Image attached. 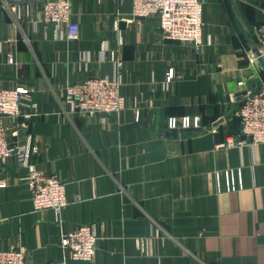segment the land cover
<instances>
[{
    "label": "crops",
    "instance_id": "1",
    "mask_svg": "<svg viewBox=\"0 0 264 264\" xmlns=\"http://www.w3.org/2000/svg\"><path fill=\"white\" fill-rule=\"evenodd\" d=\"M202 1L196 48L165 39L158 14L133 15V0H72L76 40L42 20L39 0H0V88L31 91L19 120L1 121L13 140L41 147L32 164L63 179L69 201L59 219L36 211L28 169L10 157L0 168V249L25 250L30 264L61 261L62 230L97 222L95 258L68 264H264V148L216 147L241 128L231 94L263 78L249 56L264 0ZM103 74L121 77L126 108L72 112L65 87ZM186 114L202 128L171 132L168 118ZM238 168L243 188L227 191L222 175L219 191L216 172Z\"/></svg>",
    "mask_w": 264,
    "mask_h": 264
},
{
    "label": "built area",
    "instance_id": "2",
    "mask_svg": "<svg viewBox=\"0 0 264 264\" xmlns=\"http://www.w3.org/2000/svg\"><path fill=\"white\" fill-rule=\"evenodd\" d=\"M42 4L41 18L44 22H53L64 29V36L69 40L80 38V25L72 20V0H39ZM133 15L148 17L159 15L160 28L165 39L181 40L193 44L196 48L204 41V4L202 0H133ZM258 50L264 58V24L258 28ZM258 58L252 54L250 63L258 65ZM12 60V59H10ZM122 66L117 63V69ZM175 67L169 66L166 72V83L175 76ZM240 81L239 84H244ZM122 81L119 75L103 74L85 79L65 87V98L71 106L72 112L87 117L96 115L119 114L126 108V96L123 94ZM31 97L29 88L13 86L0 88V168L8 159L15 156L17 161L28 171L23 177L26 186L32 194L34 209L41 211L52 209L58 219L69 201L66 195V184L56 174L48 173L37 168L31 162L34 154L40 152L37 144L18 142L12 139L17 131L10 132L9 127L1 119L10 118L14 122L21 116V106L25 98ZM233 101H240L238 116L241 128L239 135H231L219 142L216 147H243L245 145H262L264 148V80L260 79L256 88L251 87L247 94H231ZM37 103L32 104L36 109ZM32 112L25 114L29 119ZM139 113H137V119ZM26 126V122H22ZM168 129L181 133L190 129H201L202 122L199 115H172L168 118ZM242 171L226 169L217 171L218 190H222L221 176H225L226 190L237 191L243 188ZM6 181L0 178V187H5ZM99 224L90 222L80 224L76 229L65 232L62 230L61 243L64 258L61 261H50L48 264H68L69 260H93L95 258L100 236ZM25 250L0 249V264H30Z\"/></svg>",
    "mask_w": 264,
    "mask_h": 264
},
{
    "label": "water",
    "instance_id": "3",
    "mask_svg": "<svg viewBox=\"0 0 264 264\" xmlns=\"http://www.w3.org/2000/svg\"><path fill=\"white\" fill-rule=\"evenodd\" d=\"M136 17L140 18V17H142V16H136ZM253 52H254V55L258 58V59H257V60H258V63H260L261 70H262V72H263V74H264V58H262V57L260 56V53H259V50H258V46H256V47L254 48ZM220 121H221V120H220ZM216 136H217V135H216Z\"/></svg>",
    "mask_w": 264,
    "mask_h": 264
},
{
    "label": "trees",
    "instance_id": "4",
    "mask_svg": "<svg viewBox=\"0 0 264 264\" xmlns=\"http://www.w3.org/2000/svg\"><path fill=\"white\" fill-rule=\"evenodd\" d=\"M262 74V79L264 80V74H263V72L261 73ZM238 133H240V131L238 132ZM238 133H236V134H238ZM239 135V134H238Z\"/></svg>",
    "mask_w": 264,
    "mask_h": 264
},
{
    "label": "rangeland",
    "instance_id": "5",
    "mask_svg": "<svg viewBox=\"0 0 264 264\" xmlns=\"http://www.w3.org/2000/svg\"><path fill=\"white\" fill-rule=\"evenodd\" d=\"M239 117V116H238Z\"/></svg>",
    "mask_w": 264,
    "mask_h": 264
}]
</instances>
